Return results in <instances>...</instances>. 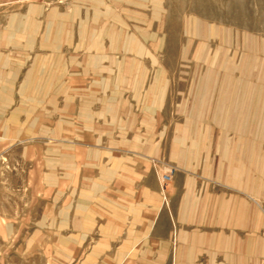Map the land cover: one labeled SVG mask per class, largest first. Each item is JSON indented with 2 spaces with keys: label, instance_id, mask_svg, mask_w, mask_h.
<instances>
[{
  "label": "crops",
  "instance_id": "crops-1",
  "mask_svg": "<svg viewBox=\"0 0 264 264\" xmlns=\"http://www.w3.org/2000/svg\"><path fill=\"white\" fill-rule=\"evenodd\" d=\"M142 37L0 0V264H264V107L199 78L175 121ZM196 137L211 181L164 205L150 159Z\"/></svg>",
  "mask_w": 264,
  "mask_h": 264
},
{
  "label": "rangeland",
  "instance_id": "rangeland-1",
  "mask_svg": "<svg viewBox=\"0 0 264 264\" xmlns=\"http://www.w3.org/2000/svg\"><path fill=\"white\" fill-rule=\"evenodd\" d=\"M47 7L68 13L78 7L81 18L102 26H126V33L137 38L142 34L144 50L155 45L157 63L144 59L146 75L158 68L171 87L175 121L181 119L180 101L194 93L197 97L199 78L211 77L215 84L234 87L242 81L247 85L239 92L248 98L253 92V104L264 107V0H47ZM46 141L49 146L55 139ZM199 142L197 137L188 142L187 167L179 166L177 154L170 160L165 148L150 159L164 205L170 182L211 181ZM162 175L170 177L162 180ZM54 190L48 188V197Z\"/></svg>",
  "mask_w": 264,
  "mask_h": 264
},
{
  "label": "built area",
  "instance_id": "built-area-1",
  "mask_svg": "<svg viewBox=\"0 0 264 264\" xmlns=\"http://www.w3.org/2000/svg\"><path fill=\"white\" fill-rule=\"evenodd\" d=\"M169 177H170L169 175H162L161 179H162V180H168Z\"/></svg>",
  "mask_w": 264,
  "mask_h": 264
}]
</instances>
